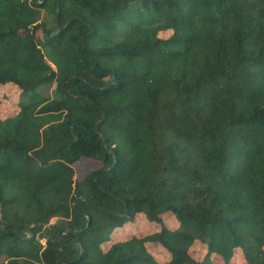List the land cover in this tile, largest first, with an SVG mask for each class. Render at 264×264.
<instances>
[{
	"label": "trees",
	"instance_id": "trees-1",
	"mask_svg": "<svg viewBox=\"0 0 264 264\" xmlns=\"http://www.w3.org/2000/svg\"><path fill=\"white\" fill-rule=\"evenodd\" d=\"M6 84L0 264H264V0H0Z\"/></svg>",
	"mask_w": 264,
	"mask_h": 264
},
{
	"label": "rangeland",
	"instance_id": "rangeland-1",
	"mask_svg": "<svg viewBox=\"0 0 264 264\" xmlns=\"http://www.w3.org/2000/svg\"><path fill=\"white\" fill-rule=\"evenodd\" d=\"M25 99L24 102H26ZM18 111V91L15 86L6 84L0 85V117H8L14 115ZM54 219H52L53 221ZM164 222L168 225L173 223V219L166 217ZM154 229V225L148 223L143 217H136L133 224L125 225L113 232L114 238H123L125 235L131 233L145 234ZM147 250L158 260L161 264L168 259V254L156 244L146 243ZM192 254L196 258H202L205 254L203 248L195 245L192 248ZM212 264H224L223 260L217 256H211ZM228 264H245L244 259L239 254L234 255Z\"/></svg>",
	"mask_w": 264,
	"mask_h": 264
}]
</instances>
